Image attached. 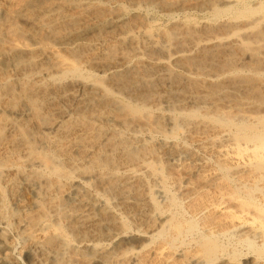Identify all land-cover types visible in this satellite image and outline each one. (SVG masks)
Instances as JSON below:
<instances>
[{
    "label": "bare ground",
    "instance_id": "bare-ground-1",
    "mask_svg": "<svg viewBox=\"0 0 264 264\" xmlns=\"http://www.w3.org/2000/svg\"><path fill=\"white\" fill-rule=\"evenodd\" d=\"M0 264H264V0H0Z\"/></svg>",
    "mask_w": 264,
    "mask_h": 264
}]
</instances>
